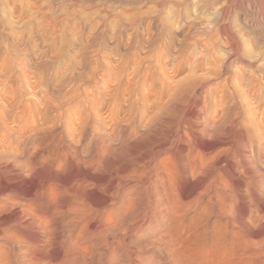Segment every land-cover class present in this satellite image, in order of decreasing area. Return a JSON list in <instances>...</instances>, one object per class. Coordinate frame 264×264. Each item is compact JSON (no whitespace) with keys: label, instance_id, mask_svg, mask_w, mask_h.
I'll return each mask as SVG.
<instances>
[{"label":"bare ground","instance_id":"6f19581e","mask_svg":"<svg viewBox=\"0 0 264 264\" xmlns=\"http://www.w3.org/2000/svg\"><path fill=\"white\" fill-rule=\"evenodd\" d=\"M42 1L0 0V7L14 15L18 4L38 11ZM47 1L49 11L58 7ZM68 1L90 17L98 8L91 46L141 45L108 37L107 23L116 19L147 22L157 37L168 35V49L201 45L224 57L202 74L203 61L188 78L168 81L166 103L146 110L141 126L122 119L119 129H94L86 109L60 114L63 125L48 106L27 118L0 104V264H264V102L236 72L244 67L264 81L261 55L246 61L239 37H264V0ZM148 2L150 15L140 10L124 20L126 8ZM168 6L177 10L176 27L163 16ZM184 31L207 41L185 33L177 43ZM9 119L18 124L15 138L1 131Z\"/></svg>","mask_w":264,"mask_h":264},{"label":"rangeland","instance_id":"374dc122","mask_svg":"<svg viewBox=\"0 0 264 264\" xmlns=\"http://www.w3.org/2000/svg\"><path fill=\"white\" fill-rule=\"evenodd\" d=\"M44 2L48 3L47 0L42 1V3L46 5L44 6L42 4L44 6L42 10H34L28 12L24 11V8L18 4V10L14 15H11L12 13H10L7 7H4L3 5V9L0 7V9L2 10V12L0 10V17H2L0 19L2 24L4 23L3 28H1L2 30L0 29V104L1 106H3V108L5 107L4 110L7 112H10L8 110L11 109V113L15 112L14 114H16V116L29 118L34 107H42L43 109L48 106L51 117L53 119L55 118L54 120H60V122L58 120L57 121L64 125L65 122L63 121V117L65 116L66 112L76 114L80 110L86 109L89 113H91V120L93 121L92 123L94 129H100L102 127L119 129L124 125V121L125 124L137 123L141 126L144 124L141 117L143 113H146L147 111L149 112L150 110L156 111L157 108H160V105L162 106L166 103L168 89L172 82H174L173 80H178L179 82L185 79L194 71L192 68L196 69V67L202 63L201 61H203V64L200 65L202 69L199 73L202 74V71L204 73L205 69L209 70L208 63L210 64L213 61V63L215 64L219 61V59L221 60L224 57L222 53H217L216 51H212V53H215L217 55L212 53V55L207 54L209 50H204L201 45V47L199 46L198 48L197 46L196 48L193 46L181 49H175L174 47L168 49L165 47L168 35L163 33L162 37H157L155 35L156 30L152 28L151 25H148L147 22L143 23L140 26L132 27L124 23L123 25L121 22L119 23V21L118 24L115 22L116 19H110L107 23L108 37L118 39V41H121L123 43L139 42L141 43V45L134 48L124 47L122 49L113 47L109 49H102L94 47L88 43V40H90V31L94 28V26H96L98 22V15L96 14L95 16L94 14L99 11H97L98 8L91 10L95 11L92 13V15L94 16L90 17L89 15H91V13L82 12L79 7L77 8L79 12L76 11L77 6L75 7L68 0H57L56 4L58 7L54 8V10L50 9V11L48 9L49 3L46 4ZM150 3L151 2H148V4H142V6H144L138 7V10L137 8H134V10H129V8H126L128 9L129 16H127L128 12H126L124 20L130 18V16L133 17L134 14H139L138 12L140 10L142 12H146V10L149 9L147 13L148 15H150L149 12H152L151 8H154L153 3ZM168 8H170V6L164 8L163 16H169V18L167 17V19L169 20L168 24H170L171 26L176 22V19L173 20V16L175 17L174 11L176 9L170 10ZM91 11L89 10L86 12ZM73 13L76 15H74ZM170 21L173 23H169ZM256 24L257 23L254 22L250 25L254 26ZM175 25L174 27H176ZM257 32H250V36L248 35V33H245L246 38L244 34H241L243 36H239L243 44L242 46H244L242 47V52L248 53V55L246 53H243L246 61H251L253 58H256V53H258V55L260 54L261 56H259V59L261 58V61H264V50H261L262 52L257 51L260 50L259 48L261 47V49L264 48V37L260 36ZM185 33L191 35L194 40L196 38L200 39L199 34H194L195 32H191L193 33L191 34L187 31H184L183 34L176 36L177 43H179V41H182ZM255 34L258 36L259 42L256 41L258 38ZM193 35H197V37L195 38V36ZM191 36H189L190 38H188L192 39ZM153 40L157 41L158 43L156 47L148 45L150 41ZM194 40H191L192 43L196 42ZM201 40L203 42L207 41L204 38H201L197 41L199 43L201 42L200 44H203ZM254 44L255 46H257V48L254 46ZM252 46L256 50H254ZM253 50L255 53L253 52ZM199 55L200 57H198ZM211 56L212 58L214 57V60H210ZM215 60L217 62H215ZM196 62H198L199 64H197ZM192 63H196V65L193 67ZM173 64H175V66ZM204 66L207 68H205ZM162 70H164L165 72ZM189 71H191V73ZM236 72L241 73H239V76L243 75L242 79L239 80V84H241L242 82H244L242 84H245V82L246 84L248 82H251L253 89H255L254 91L256 96H258V93L260 95L261 101L264 102V81H261L257 74H255L254 72L252 73L250 70L244 67L242 71L236 69ZM242 72H244V74ZM168 77L172 80H169ZM200 77L201 76H199V78ZM168 81L172 82L169 83ZM15 87L17 88L15 89ZM75 87L76 90L74 89ZM69 94L71 95L69 98L70 100L67 99V97H69ZM220 95L221 92L219 90L218 93H216L218 101ZM27 97H29V99ZM46 99L48 100L46 101ZM51 99H53L54 102H52ZM89 99H91L92 101ZM258 100L260 99L258 98ZM102 103H104L105 105H101ZM57 105L59 106L57 107ZM86 106L87 108H85ZM149 106L150 108L152 106V108L150 109ZM262 106H264V104ZM213 107L216 108L215 105ZM60 114L63 116L62 119ZM122 119L124 121L120 122V120ZM12 121L13 120L9 119L7 120V122H4L5 126H2L4 124L1 125V131L2 134H6L4 136H10L11 134V136L15 138V132L20 131L17 130L19 129L17 122H13L12 124ZM115 122L120 126L122 124L123 125L120 127ZM7 127L8 130L6 129ZM9 131H11V133ZM89 140L90 138L87 141ZM92 195L94 199L98 197L97 192H93Z\"/></svg>","mask_w":264,"mask_h":264}]
</instances>
